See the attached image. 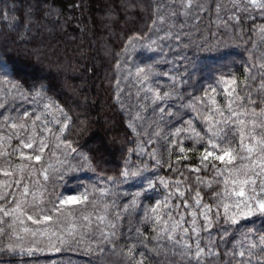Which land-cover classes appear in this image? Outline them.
Here are the masks:
<instances>
[{
  "label": "trees",
  "instance_id": "1",
  "mask_svg": "<svg viewBox=\"0 0 264 264\" xmlns=\"http://www.w3.org/2000/svg\"><path fill=\"white\" fill-rule=\"evenodd\" d=\"M196 2L197 5H204V9L201 10L195 5L185 16L182 0H0V10H9L7 17L0 15V59L11 69L10 73H0V77L8 76V79L12 81L8 83L0 80V103L5 105V108H0V113L15 116L24 110H28L33 115L42 112L43 105L47 101L37 100L31 95L26 97L16 95L13 83L20 82L28 88L30 84L43 81L49 85L47 95L63 106L72 117L71 124L62 138L70 140L77 152L89 151L99 145L103 146L102 154H97L98 166L95 172L81 170L69 173L64 177L66 183H60L53 178L47 184L49 191L53 188L61 192L68 188L82 190L88 187L91 192L93 185L96 188L112 187L102 181L107 177L118 176L125 158L131 161L139 159L136 155L139 151V142H146L151 138L153 143H145L143 146L148 151L157 148L160 154L167 158V141L162 137L181 125L187 128L184 122L189 118H194L196 131L202 135L206 132L203 121L196 117L194 112L189 109H180L181 101L175 95L166 101L165 106L160 101H153V92L150 90V88L159 89L161 95L172 91L175 82L171 77L173 75L179 77L185 69L186 62L181 60L182 54L187 53L190 58L196 60V56H193L195 49L184 47L189 39L199 40L201 37H207L209 40H214L217 36H223L228 40L227 48L198 52L197 55L201 59L197 60V63L216 65L219 61L227 65L221 70L224 73L229 71L235 73L238 81L241 82L238 89L241 95H247L242 81L248 77V90L252 98L257 100V111L259 112L260 107H264L260 104V101L264 100V89L259 88L260 81L264 78L262 76L264 70L260 68V65L264 64V35L259 30V26L264 25V18L260 16V10L249 9L255 19L246 18L245 13H237L241 16L237 25V22L230 19L231 13L235 11L232 7L233 0H197ZM217 3L223 5L219 13L215 8ZM46 4H53L62 10L59 19L55 16L45 17ZM157 6H159L158 14L165 19L158 21L153 27L152 22L157 15ZM171 12H175L176 16H171ZM220 20L227 21L231 30H226ZM168 30L171 31V35L162 38ZM137 34L143 39L134 48H128L125 51L129 38ZM176 35H180L181 39L176 40ZM150 40L156 41L151 51L145 46ZM169 44L173 46L172 49L167 47L170 52L162 53L161 47ZM156 45H160V49H157ZM204 57L208 59L204 60ZM146 63H153L154 66L150 80L142 82V77L137 75L136 68L143 67ZM252 65L255 67H252L250 73L247 72L246 67ZM165 72L169 75H163ZM205 82H212L208 79L207 73L195 85L196 89L204 86ZM176 90L184 93V102L187 101V93L193 91L187 85ZM217 99L222 105L225 103L223 93ZM161 106H165L163 114L159 112ZM247 106L251 107V105ZM55 107L54 105L51 113H45L50 121L61 118L55 111ZM170 110L178 115L169 116ZM31 118L32 116L29 117ZM257 119H264V117L258 116ZM4 123L0 116V134L11 135V131L3 127ZM51 126L53 131H56L57 126L55 124ZM37 127L38 129L40 127L39 121ZM158 129L163 130L161 137L153 135ZM193 135L191 131L181 132L176 139L182 140L185 148H190L194 141L189 137ZM11 143L15 147L18 141L13 139ZM48 143L49 147L45 150L42 160L33 161V164L50 163L59 168L61 159L69 160L68 163L72 165L79 161L77 153L66 152L65 146L60 145L55 138H51ZM0 147L7 148V141ZM11 150L8 148V151ZM129 150H134L131 155ZM177 154V150L173 148V168L178 167L175 164ZM187 155L189 159L182 161L179 167L187 177V183L191 184L194 190L197 188L194 180L197 174L183 165L198 163L201 155L200 146L197 145L196 150ZM240 155L244 153L240 152ZM143 159L148 160V157L144 156ZM11 162L14 166L16 163L25 161H21L13 153ZM6 163V158L0 157V166ZM239 163L237 162L238 166ZM158 175L172 178L177 176L167 167H161ZM199 175L211 176L212 171L201 169ZM5 179L8 177L0 173V180ZM139 184V181L121 184L114 189L118 196L108 195L103 200L98 192L93 193L90 200H94L95 205L89 203L87 208L73 206L74 214L77 216L81 213L101 214L103 205L110 203L113 199L122 207L131 200ZM219 187L220 185L215 182L212 189L199 186L204 201L213 202L212 191L218 190ZM158 190L160 195L151 193L152 199L143 201L141 209L131 216H124L123 224L119 229L121 239L115 253L107 251L101 259H97V255L89 254L84 246H77L75 251L64 249L61 253H40L30 259L33 264H51L52 261L56 264H128V258L120 245L127 246L131 242L127 237L133 233L127 230L129 227L134 229L140 223L143 204L151 205L155 199L162 198L164 190L161 186H158ZM12 191L16 189L13 188ZM186 195L189 203H192L193 193L189 192ZM0 202L5 203V201ZM172 203L176 204L177 200L173 199ZM115 210L109 207L110 218ZM180 211L188 213L182 205ZM172 214L176 216V210H173ZM94 218L95 215H93ZM185 219H191L190 213L185 216ZM251 219L242 220L241 229L234 227L224 243L220 242L215 229L212 230V238L220 247V262L229 259L223 255L225 248L233 247L235 240L240 238L239 233L243 225L253 226ZM199 222L202 223V218H199ZM261 224L262 221L256 219L254 227L258 234H264L260 231ZM143 227L148 237L146 242L149 248L157 243L164 248H171L170 242L166 239L152 241L154 233L151 228L147 224ZM202 235L206 234L202 233ZM138 251L143 249L138 248ZM255 251L257 256L264 255L259 248ZM145 256V264H187V261L181 260L170 251L161 250L159 255L145 252ZM220 262L213 259L209 264H220ZM253 264L258 262L253 259ZM259 264H264V261H260Z\"/></svg>",
  "mask_w": 264,
  "mask_h": 264
},
{
  "label": "snow or ice",
  "instance_id": "2",
  "mask_svg": "<svg viewBox=\"0 0 264 264\" xmlns=\"http://www.w3.org/2000/svg\"><path fill=\"white\" fill-rule=\"evenodd\" d=\"M193 3L194 0H182L185 16L193 8ZM72 6L77 7V5ZM45 7L47 9L44 12L45 17L60 18L62 10L59 7L53 4H46ZM196 7L204 9L202 4ZM232 7L235 11L231 13L230 19L237 22V25L241 20V16L237 13H245L246 18L255 19L249 11L250 8L259 9L260 16L264 18V0H233ZM215 8L219 13L223 5L217 3ZM156 12V18L152 22L153 27L158 21L165 19L158 14L159 6ZM0 15L7 17L9 10H0ZM171 16L175 17L176 13L171 12ZM220 23L226 30H231L227 21L220 20ZM259 30L264 35V25H260ZM142 39L143 37L139 34L130 37L125 51L128 48H134ZM175 39L180 40L181 36L176 35ZM154 44L156 41L150 40L147 48L150 51L153 50ZM228 46L229 42L223 36H217L214 40H209L207 37H201L199 40L189 39L184 47L195 49L193 56H196V60L190 58L187 53L182 54L181 60L186 62L185 69L179 77L175 75L171 77L175 82L172 91L161 95L159 89L150 88L153 92V101H160L165 106L166 101L175 95L181 101L180 109H189L194 112L196 117L203 121L206 132L202 135L196 131L194 118H189L184 122L187 128L181 125L162 137L167 141V158H164L157 148L148 151L143 146L145 143L152 144L151 138L146 142H139V151L136 152L139 159L131 161L125 158L123 167L119 169V175L107 177L102 181L112 187L96 188L93 185L91 192L88 187L82 190L68 188L61 192L53 188L49 191L47 184L53 178L60 183H66L64 177L72 172L81 170L95 172L98 166L97 154H102L103 146L99 145L89 151L77 152L70 140L62 138L71 124L72 117L63 106L47 95L49 85L40 81L25 88L20 82L13 83L16 95L20 97L31 95L37 100L47 102L43 105V111L35 115L28 110L17 113L15 116L0 113L5 122L3 127H7L12 133L11 135L0 134V146H3L5 141L8 146L0 147V157H5L7 160L6 165L0 166V173L8 177V179L0 180V201H5L0 203V264H33L30 258L37 254L61 253L64 249L75 251L77 246H84L85 251L97 255V259H101L107 251L115 253L121 239L119 229L123 224L124 216H131L141 209L143 201L152 199L151 193L160 195L158 186L164 190L162 198L155 199L151 205L143 204L140 223L134 229L129 227L127 230L133 233L127 237L131 242L127 246L120 245L128 258V264H145V252L159 255L161 250L170 251L181 260L187 261V264H209L213 259L220 262L221 251L212 238V230L215 229L220 242L224 243L234 227L241 229L242 220L256 218L262 221L260 231L264 233V119H257L258 116L264 117V107H260L259 112L257 111V100L252 98L248 90V77L242 81L247 95H241L238 91L241 82L238 81L235 73L231 71L224 73L221 70L227 65L219 61L216 65L197 63V60L201 59L197 55L198 52ZM156 48L160 49V45H156ZM153 66V63H146L143 67L136 68V73L142 77V82L150 80ZM252 67L255 65L246 67V71L250 73ZM260 68L264 70V64H261ZM10 72L9 66L0 59V73ZM206 73L212 82H205L204 86L196 89L195 85ZM163 75L167 76L169 73L165 72ZM0 80L12 83L8 76L0 77ZM184 85L193 89L192 92L187 93L186 102H184V93L176 90ZM259 88L264 89V78L261 79ZM195 92L198 94H194ZM221 93L225 99L223 105L217 99ZM260 104L264 105V100H261ZM54 105L55 111L61 118L50 121L45 113H51ZM165 106L159 107L161 114L165 113ZM0 108H5V105L0 103ZM168 115L173 116L178 113L170 110ZM30 116H32L31 119H29ZM161 118L163 119V116ZM52 124L57 126L56 131H53ZM81 128H84L83 124ZM188 131L194 134L189 137L194 142L192 147L185 148L182 140L178 141L176 137L181 132ZM162 133L163 130L158 129L153 135L161 137ZM51 138H55L60 145L65 146L66 152L77 153L79 162L72 165L65 159L60 162L59 168L50 163L33 164V161L42 160ZM13 139L18 141L15 147L11 143ZM197 145L200 146L201 151L198 163L183 165L197 174L194 176L197 188L193 190L192 185L187 183V177L180 171L179 165L182 161L189 159L187 153L196 150ZM8 148L12 150L8 151ZM173 148L178 152L175 157V164L178 165L176 168H173ZM25 149L31 151L26 152ZM129 151L131 155L134 150ZM240 152L244 155H240ZM13 153L25 162L16 163L13 166L11 162ZM144 156H147L148 160H144ZM237 162H240L239 166ZM161 167L172 170L177 174L176 178L158 175ZM201 169H211L212 175L202 177L199 175ZM136 181L140 182L138 190L122 207L113 199L110 203L103 205L101 214L81 213L79 216L74 214L73 206L87 208L89 203L95 205V201L90 200L93 193L98 192L102 200L108 195L115 197L119 195L114 191L115 188L121 184ZM214 182L220 187L212 191L213 202H205L199 186L212 189ZM13 188L16 191H12ZM189 192L193 193L192 203H189L186 195ZM173 199L177 200L176 204L172 203ZM181 205L190 213V220L185 219L188 213L180 211ZM109 207L116 209L111 218L108 213ZM173 210H176V216H173ZM93 215H95L94 219ZM199 218H202V223L199 222ZM256 219H251L253 226L243 225L239 233L240 238L235 240L233 247L225 248L223 255L229 259L220 264H232V262L253 264V259L258 264L264 261V255L257 256L255 251L259 248L261 253H264V234H258L254 227ZM27 221L39 227H29ZM145 224L154 233L152 241L166 239L170 242L171 248H164L159 243L149 248L146 242L148 237L143 227ZM138 248H142L143 251H138ZM51 264L56 262L52 261Z\"/></svg>",
  "mask_w": 264,
  "mask_h": 264
},
{
  "label": "rangeland",
  "instance_id": "3",
  "mask_svg": "<svg viewBox=\"0 0 264 264\" xmlns=\"http://www.w3.org/2000/svg\"><path fill=\"white\" fill-rule=\"evenodd\" d=\"M196 1H197V0H194L193 8H194L195 5H197V4H196V3H197ZM193 8H192V9H193ZM190 10H191V9H190ZM169 11H170V10H169ZM168 33H171V31L168 30ZM166 36H167V35L163 34V35H162V38H166ZM169 36H170V35H168V37H169ZM148 43H149V42H147V43L145 44V46H147ZM169 45H170V47H169ZM169 45H165V47L162 46V47H161V49H162L161 52L164 53V54L166 53V51L170 52L169 49H170V48L172 49L173 46H172L171 44H169ZM142 46H143V44H142ZM167 47L169 48L168 50H167ZM168 69H169V68H168ZM62 157H63V156H62ZM63 158H64V157H63ZM64 160H65V159H61L60 162H63ZM67 161L69 162V160H67ZM76 162H79V161H76ZM76 162H75V165L77 164ZM73 164H74V163H73ZM60 166H61V165H60ZM60 166H59V167H60ZM0 203H1V202H0ZM6 206H8V205H6ZM26 223H27V225H28L29 227H39L38 225H33L31 221H27Z\"/></svg>",
  "mask_w": 264,
  "mask_h": 264
}]
</instances>
